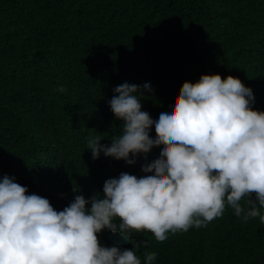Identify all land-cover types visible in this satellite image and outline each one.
Returning a JSON list of instances; mask_svg holds the SVG:
<instances>
[{"label":"trees","instance_id":"1","mask_svg":"<svg viewBox=\"0 0 264 264\" xmlns=\"http://www.w3.org/2000/svg\"><path fill=\"white\" fill-rule=\"evenodd\" d=\"M213 72L239 77L264 110V0H0V140L23 146L12 150L15 172L35 174L34 188L56 202L67 188L72 199L92 192L117 161L139 172L157 153L154 143L131 163L92 158L89 134L110 144L121 130L107 103L115 86L148 80L141 103L155 114L183 81ZM10 103L33 125L19 130ZM144 229L132 241H145L141 262L155 251V264H264V224L230 206L162 242Z\"/></svg>","mask_w":264,"mask_h":264},{"label":"clouds","instance_id":"2","mask_svg":"<svg viewBox=\"0 0 264 264\" xmlns=\"http://www.w3.org/2000/svg\"><path fill=\"white\" fill-rule=\"evenodd\" d=\"M141 87L151 84L113 88L107 103L121 130L110 144L89 134L86 148L93 159L103 153L128 163L154 143L158 151L139 172L117 161L92 192L72 199L76 189L67 188L64 201H54L34 188L35 174L15 172L12 150L23 146L0 140V264H155V251H144L142 262L137 254L145 241L132 243L142 229L162 242L207 226L226 206L244 223L264 224V110L252 107L251 86L232 74L201 73L155 114L142 105ZM10 108L19 130L33 125L21 103Z\"/></svg>","mask_w":264,"mask_h":264}]
</instances>
